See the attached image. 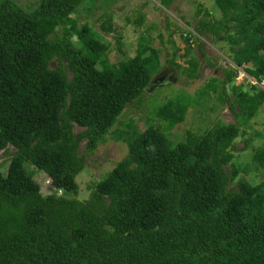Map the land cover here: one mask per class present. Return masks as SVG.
<instances>
[{"label": "trees", "instance_id": "trees-1", "mask_svg": "<svg viewBox=\"0 0 264 264\" xmlns=\"http://www.w3.org/2000/svg\"><path fill=\"white\" fill-rule=\"evenodd\" d=\"M84 2L41 0L27 12L0 1V152L9 156L0 164V264H264V182L237 180L239 124L190 132L179 143L161 126L124 133L127 155L89 201L78 200L86 155L106 142L160 68L158 50L144 41L135 57L111 63L105 36L72 17ZM215 2L224 21L201 18L198 33L225 41V27L238 46L232 62L264 83V0ZM112 20L102 15L107 32H115ZM188 62L184 73L195 79L198 62ZM236 74L227 73L222 101L250 125L264 108V89L232 85L234 103L226 83ZM183 101L157 111L168 129L185 121ZM253 157L264 168V147ZM38 173L53 193H42Z\"/></svg>", "mask_w": 264, "mask_h": 264}, {"label": "rangeland", "instance_id": "rangeland-1", "mask_svg": "<svg viewBox=\"0 0 264 264\" xmlns=\"http://www.w3.org/2000/svg\"><path fill=\"white\" fill-rule=\"evenodd\" d=\"M0 1H9L32 12L41 0ZM107 12L113 17L115 32H107L102 27V15ZM72 17L77 20L78 27L88 25L100 36H105L110 44L108 59L111 63L135 57L141 41L158 50L160 61V68L151 73L147 92L127 106L106 142L100 144L93 154L86 155L85 169L76 178L78 200L89 201L93 191L127 155L128 146L122 134L135 132L137 128L143 132L152 125L161 126L171 142L179 143L185 142L190 132L200 136L219 124H239L241 133L234 150V163L239 171L237 180L243 178L252 185L264 182V168L253 157L257 148L264 147V108L247 125L245 117L236 115L230 105L222 101V96H225L224 81L230 71L237 70L236 78L226 83L230 89L235 85L249 92L252 85L264 89V83H258L247 74L248 66L239 67L232 62L231 55L238 50V46L233 48L230 45V32L227 34L225 27H222L225 41H218L214 33H198L202 29L201 18L210 25L224 21L223 12L215 0H174L170 5L162 0H86ZM140 17H143L142 20H139ZM118 33L122 36L123 52H120L116 39ZM188 38L189 43L186 42ZM193 59L198 62L199 71L195 79H189L184 70L190 66L188 61ZM52 67H57L56 62ZM228 94L235 103L236 97L231 90ZM177 97L188 102L187 115L184 122L168 129L167 123L158 118L157 111ZM82 131L74 128L76 135ZM85 144L86 141L79 150L82 155L86 154ZM8 159L4 151L0 152V164ZM35 179L41 184L44 195L54 192L46 175L38 173ZM67 197L73 198L70 195Z\"/></svg>", "mask_w": 264, "mask_h": 264}, {"label": "water", "instance_id": "water-1", "mask_svg": "<svg viewBox=\"0 0 264 264\" xmlns=\"http://www.w3.org/2000/svg\"><path fill=\"white\" fill-rule=\"evenodd\" d=\"M155 81H156V80H155ZM155 81H154V82H155ZM154 82H152V83H154ZM227 90L230 91V87H229V86H227Z\"/></svg>", "mask_w": 264, "mask_h": 264}, {"label": "flooded vegetation", "instance_id": "flooded-vegetation-1", "mask_svg": "<svg viewBox=\"0 0 264 264\" xmlns=\"http://www.w3.org/2000/svg\"><path fill=\"white\" fill-rule=\"evenodd\" d=\"M154 84V83H153Z\"/></svg>", "mask_w": 264, "mask_h": 264}]
</instances>
